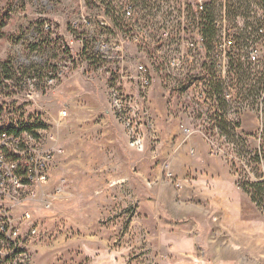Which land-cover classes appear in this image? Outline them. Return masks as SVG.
Instances as JSON below:
<instances>
[{"label":"rangeland","instance_id":"rangeland-1","mask_svg":"<svg viewBox=\"0 0 264 264\" xmlns=\"http://www.w3.org/2000/svg\"><path fill=\"white\" fill-rule=\"evenodd\" d=\"M112 2L0 0V132L14 128L60 150L45 187L49 195L62 186L59 198L14 211L29 256L18 264H199L159 236L154 212L137 214V200L218 176L226 229L218 264H264V215L236 186L234 153L264 148V36L256 31L264 0L116 1L130 5V21ZM219 19L233 40L224 50ZM195 73L206 77L185 89ZM114 94L134 107L119 113ZM217 117L225 133L210 121ZM128 121L143 123L142 152L129 146ZM247 169L264 175V162Z\"/></svg>","mask_w":264,"mask_h":264},{"label":"built area","instance_id":"built-area-1","mask_svg":"<svg viewBox=\"0 0 264 264\" xmlns=\"http://www.w3.org/2000/svg\"><path fill=\"white\" fill-rule=\"evenodd\" d=\"M244 6H251L253 0H239ZM122 2V0H120ZM127 12L133 14L130 5L124 6ZM251 11V9H250ZM252 13V12H251ZM223 19V18H222ZM215 20L214 26L221 31L220 48L224 50L228 45L233 44V40L227 36L225 19ZM248 27L245 34L253 39V18L248 19ZM48 27V25H46ZM257 34L264 36V17L259 20L256 27ZM250 62L257 61V52L253 49L247 52ZM143 70V67H141ZM141 73H144L141 71ZM143 89L149 85V77L142 75ZM115 105L113 107L120 113L125 110L126 105L134 107L131 103L124 104L117 94H114ZM138 107V106H137ZM128 128L129 146L135 151L145 150V133L142 129L132 126L130 121L126 123ZM57 150L53 147L44 149L28 133L12 131L0 132V263L18 264L26 263L29 260L26 244L19 240L20 228L15 224L14 211L28 203L42 202L44 206L50 208L53 201L58 199L62 193V186L59 185L53 194L46 195L45 187L51 178V166ZM48 194V193H47ZM45 197H47L45 199ZM37 228L31 226L27 239L30 240L36 234ZM25 241H27L25 239ZM199 264L204 261L194 257Z\"/></svg>","mask_w":264,"mask_h":264},{"label":"crops","instance_id":"crops-1","mask_svg":"<svg viewBox=\"0 0 264 264\" xmlns=\"http://www.w3.org/2000/svg\"><path fill=\"white\" fill-rule=\"evenodd\" d=\"M218 181L219 176L199 177L193 182H183L177 191L168 184L153 188L150 192L153 198L137 200V214L146 216L154 212L162 224L161 228H157V233L162 239L167 233L173 249H188L194 257L203 260L204 264H218L221 259L222 234L226 232L220 221L221 211L218 205L221 200L219 194L215 193ZM169 224L175 228H166ZM183 238L186 239L185 247L177 244Z\"/></svg>","mask_w":264,"mask_h":264},{"label":"trees","instance_id":"trees-1","mask_svg":"<svg viewBox=\"0 0 264 264\" xmlns=\"http://www.w3.org/2000/svg\"><path fill=\"white\" fill-rule=\"evenodd\" d=\"M87 4L93 3V1L96 0H85ZM99 2H105L107 0H98ZM118 0H113V3L115 4V8H118L120 10V19L123 21L131 20L132 17L127 18L124 8L117 4ZM109 5V4H107ZM110 9V8H109ZM204 79L206 76H202V74H190L188 75L184 81H185V89H188L191 87L198 78ZM211 81V80H210ZM212 83V82H211ZM211 122H214L215 128H221L222 133H225L227 124L223 118H218L210 120ZM213 127V128H214ZM11 130H5V131H12L16 132L14 128H10ZM224 135V134H223ZM233 136H228L227 139L229 141H233ZM209 142V141H208ZM234 142V141H233ZM211 144V143H210ZM211 151L213 149L211 148ZM234 153L236 154L235 162L239 163L241 167V175H239L238 180L236 182L237 186L250 198L251 202L261 211V213L264 215V175L262 174H255L256 176L251 174V171L247 169V166H251L252 164H262L264 162V148H259L256 151L249 152L246 150H241L240 148H236L234 150ZM231 167V166H230ZM236 169V165L233 164L231 171ZM254 169V167H253ZM238 174V173H237ZM236 175V174H235Z\"/></svg>","mask_w":264,"mask_h":264},{"label":"bare ground","instance_id":"bare-ground-1","mask_svg":"<svg viewBox=\"0 0 264 264\" xmlns=\"http://www.w3.org/2000/svg\"><path fill=\"white\" fill-rule=\"evenodd\" d=\"M125 11H126V10H125ZM126 15H127V16H130V15L132 16V13L126 11ZM127 16H126V17H127ZM113 98H114V97H113ZM113 100H115V99H113ZM114 103H115V102H114ZM2 131H5V130H2ZM249 241H250V240H249Z\"/></svg>","mask_w":264,"mask_h":264}]
</instances>
